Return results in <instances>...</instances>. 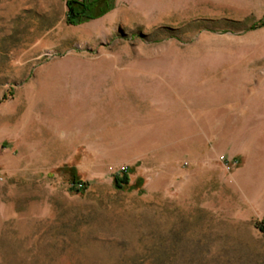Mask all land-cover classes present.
<instances>
[{
  "label": "rangeland",
  "instance_id": "rangeland-1",
  "mask_svg": "<svg viewBox=\"0 0 264 264\" xmlns=\"http://www.w3.org/2000/svg\"><path fill=\"white\" fill-rule=\"evenodd\" d=\"M66 13L0 0V264H264V0Z\"/></svg>",
  "mask_w": 264,
  "mask_h": 264
},
{
  "label": "trees",
  "instance_id": "trees-1",
  "mask_svg": "<svg viewBox=\"0 0 264 264\" xmlns=\"http://www.w3.org/2000/svg\"><path fill=\"white\" fill-rule=\"evenodd\" d=\"M100 0H92L90 2L86 0H66L67 5V13H66V21L69 24H74L82 21L84 18H88L89 16L86 15V12H88L91 9L92 4L95 2L98 3ZM73 3L79 6V10H76L73 6ZM110 5H106V9H108ZM127 168L124 170H121L120 172H117V175H114V180L118 184L119 182H124V178L127 174ZM73 185H75V190L79 191L84 188L85 183L74 181ZM260 230H264V220L260 222L259 225Z\"/></svg>",
  "mask_w": 264,
  "mask_h": 264
},
{
  "label": "built area",
  "instance_id": "built-area-1",
  "mask_svg": "<svg viewBox=\"0 0 264 264\" xmlns=\"http://www.w3.org/2000/svg\"><path fill=\"white\" fill-rule=\"evenodd\" d=\"M125 169V167L124 168H122V170H124Z\"/></svg>",
  "mask_w": 264,
  "mask_h": 264
}]
</instances>
